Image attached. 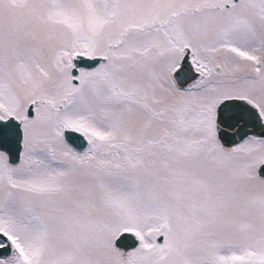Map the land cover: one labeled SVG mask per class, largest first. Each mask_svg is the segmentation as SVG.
<instances>
[{"label": "snow or ice", "instance_id": "1", "mask_svg": "<svg viewBox=\"0 0 264 264\" xmlns=\"http://www.w3.org/2000/svg\"><path fill=\"white\" fill-rule=\"evenodd\" d=\"M0 264H264V0H0Z\"/></svg>", "mask_w": 264, "mask_h": 264}]
</instances>
